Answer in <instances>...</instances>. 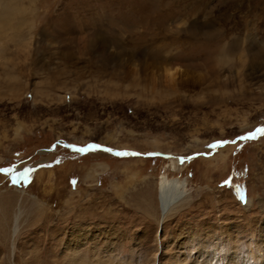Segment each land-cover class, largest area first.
I'll return each mask as SVG.
<instances>
[{
  "label": "rangeland",
  "instance_id": "rangeland-1",
  "mask_svg": "<svg viewBox=\"0 0 264 264\" xmlns=\"http://www.w3.org/2000/svg\"><path fill=\"white\" fill-rule=\"evenodd\" d=\"M11 2L0 264H264V0Z\"/></svg>",
  "mask_w": 264,
  "mask_h": 264
},
{
  "label": "bare ground",
  "instance_id": "bare-ground-1",
  "mask_svg": "<svg viewBox=\"0 0 264 264\" xmlns=\"http://www.w3.org/2000/svg\"><path fill=\"white\" fill-rule=\"evenodd\" d=\"M7 1H9V0H0V4H2L1 9H3L1 16H0V30H3L4 28L6 29V27L7 28L11 27V23H10V21H8L7 17L10 16L11 14H14V11H15V13L16 12L18 13L20 11L16 7H13L10 5V3L12 4V2H11L12 0L9 1V3ZM18 34L16 35L15 38L20 41L22 39H21L20 35H18ZM171 166L173 167V170L176 171V163L172 162ZM161 180L162 181L160 183V203H161V215H162L161 221H163L165 219V217L171 211L176 210V208L179 207V205L183 201H185V199H186L185 197L187 196V182H186V180L169 179L166 177H162ZM251 202L252 201L249 200V203L246 205V207L248 205H250ZM19 216H17V215L15 216V220H14L15 226H14V230H12L13 233H16V231H17V228H18L17 223H18V219H19L18 217ZM2 224L5 225V223H2ZM2 224H1V226L3 227ZM80 240H81V237L76 233L74 238H72L70 240V242L68 243V245L71 248L69 246L67 248L70 249L71 254H70L69 258H64L66 260L65 264H82L81 258H75V256H76L75 254H78V251L76 249H78L79 243L81 242ZM64 247H66V246H64ZM229 260H230V262L227 264H236L234 256H231L229 258ZM184 261L186 262V260H184ZM211 262H212V260H211ZM218 262H220V264L223 263V259L219 258ZM215 263H216V261H214L213 264H215ZM258 263L262 264L263 262L259 260ZM195 264H210V262L207 263L206 261H202V262L198 261Z\"/></svg>",
  "mask_w": 264,
  "mask_h": 264
},
{
  "label": "snow or ice",
  "instance_id": "snow-or-ice-1",
  "mask_svg": "<svg viewBox=\"0 0 264 264\" xmlns=\"http://www.w3.org/2000/svg\"><path fill=\"white\" fill-rule=\"evenodd\" d=\"M259 134L261 136H264V129H257V133H253V134H250L248 136H241L239 137L240 140H249V139H254L255 136ZM226 143H235V141H225V142H221L220 144H213V145H210L209 147L210 148H216L218 146L222 147L224 144ZM73 148V151H76V152H84V151H90V150H94L96 149L98 146L97 145H89L87 149H84V148H77L75 146H70ZM118 155H120L118 153ZM124 155H128V154H124ZM131 155L133 156H136V155H139L137 153H132ZM7 171V170H6Z\"/></svg>",
  "mask_w": 264,
  "mask_h": 264
},
{
  "label": "water",
  "instance_id": "water-1",
  "mask_svg": "<svg viewBox=\"0 0 264 264\" xmlns=\"http://www.w3.org/2000/svg\"><path fill=\"white\" fill-rule=\"evenodd\" d=\"M87 148V147H86Z\"/></svg>",
  "mask_w": 264,
  "mask_h": 264
}]
</instances>
